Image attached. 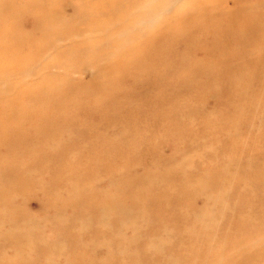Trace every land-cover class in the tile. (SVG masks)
<instances>
[{"label": "rangeland", "instance_id": "1", "mask_svg": "<svg viewBox=\"0 0 264 264\" xmlns=\"http://www.w3.org/2000/svg\"><path fill=\"white\" fill-rule=\"evenodd\" d=\"M130 1H117V10H129L116 16L84 11L81 0H20L15 2L20 13L0 15V75L6 61H15L21 69L0 79V175L4 177L0 176V192L5 195L0 209L9 207L0 210V220H6L5 225L0 224V232H12L15 226L13 232L21 229L23 233L16 236L22 240L13 239L16 246H4L0 254L10 255L14 264H264V34L256 32L253 41L245 40L243 47L230 49L229 63L226 57L210 53L193 59L200 73L195 78L180 73V85L188 79L189 87L178 95H167L168 105L159 109L152 99H145L157 92L138 91L149 83L146 70L133 71L128 64L121 70L124 73L103 74L104 67L114 66L112 62L116 64L123 51L106 44L96 59L97 46L107 37L117 43L132 37L143 54L136 58L139 63L150 50L161 51L142 42L164 28L174 32L176 28L168 25L171 19L188 15L196 18L197 26L207 27V23L197 18L201 7L191 0L180 6L173 5V0ZM226 6L241 10L239 2ZM123 27L128 31L119 33ZM51 30L67 35L56 36ZM73 34H82L81 41L67 42ZM173 45L182 49L179 42ZM45 47L50 54L34 59V53ZM85 52L88 57H81ZM16 56L18 61L9 60ZM11 79H17L14 89L9 87ZM98 83H106L109 91L117 84L124 92L92 96L80 92L83 86ZM57 92L72 95L60 94L55 99ZM120 99L130 105L128 115L112 108ZM67 101L69 108L60 115L64 124V120L53 121L54 117L43 120L42 112L61 111ZM77 102L81 106H75ZM37 107L42 110L33 120L28 115ZM89 128L88 136L79 133ZM36 133L42 141H36ZM46 136L51 141L43 149ZM4 163L14 167L8 170ZM94 196L104 208L84 211L87 199ZM5 211L8 217H4ZM23 228L34 238L30 232L25 235Z\"/></svg>", "mask_w": 264, "mask_h": 264}, {"label": "bare ground", "instance_id": "2", "mask_svg": "<svg viewBox=\"0 0 264 264\" xmlns=\"http://www.w3.org/2000/svg\"><path fill=\"white\" fill-rule=\"evenodd\" d=\"M20 0H0V15H6V14H14V13H20L21 10L20 9H17L18 7H16V3L15 2H18ZM42 2H46V0H40ZM81 1H84V3L81 6V8L84 10V11H91V12H95L97 13L98 15H103V16H113L119 12H122L121 14L122 15H125L126 12L129 10H123V9H119L117 10L118 7L115 6V4L117 3L118 0H103L102 2H99V0H81ZM126 0H122V2H124ZM173 5L175 6H180L182 4H185L187 3V0H173ZM131 3L135 2L133 0L130 1ZM227 2H239V8L241 9L240 11H237V10H233L232 11V8L230 7H227L226 6V3ZM191 3H195L197 4L198 6H200L201 8L199 9L200 12L197 14V18H203L204 21H206L207 23V27L206 26H203V25H200V26H197V24L195 23L196 21V18H191V16H184V17H180V19L178 18H173L171 19L169 22H168V25H170V23L172 24L173 27H175V31H169V29L167 28H164V29H161L160 32L154 36V38H152L151 36L149 37V39H147L145 42L143 41L142 44L144 46H146L145 44H147L148 47H151V46H155V48L159 49L161 51H155L152 52L151 50L149 51V53H147L146 55H144V57L142 58L143 59V62H140L139 63H136V58L137 57H142V53L140 54L141 52V49H140V46H136L134 43V40L132 37H130V39H121V41H119V43H117L116 41L114 40H111L113 37H110V38H105L106 42L104 43H99V45L97 46L96 48V59L100 58L102 55V52L104 51V48L106 46V44H109L111 46V48L113 50H116V51H123V53L119 54V53H116L118 56L117 60H116V64H113L114 62H112V65L114 66H105L102 73L103 74H107V75H111L112 73L116 72V71H120V72H125V71H121L123 69H125V67H128V64L129 65H133V71H139L141 70L142 68L146 70V75L148 76V80H149V83L143 85L140 90L138 91H141V92H157L156 94H149V95H146L145 96V99L146 100H149V99H152V101L158 106L159 109H161V107H165L167 106L168 104L165 102V99H168L167 95H178V92L185 89V88H188L189 87V82L186 80L185 83H184V86H181L180 85V78L182 77V75H179L180 73L184 72L188 78H195L197 77V74L200 73V69L193 65V59H195L196 57H200L202 58L204 55L210 53V54H213L215 55L216 57L218 58H223V57H226V61L227 63L231 62V55L229 54L230 52V49H236V48H240V47H243V44H244V41L247 40V41H253L254 40V33H262L264 34V21H263V18H264V0H191ZM38 4V2L36 3V5ZM30 5V4H29ZM238 8V10H239ZM170 11V10H169ZM146 12V11H145ZM53 14V12L51 13V15ZM147 14V13H146ZM178 15V14H177ZM116 16V15H115ZM139 17V15H138ZM167 17V16H166ZM176 17V16H175ZM95 24H100L101 22H94ZM147 23V20L144 21L143 25L146 27L148 24ZM67 26V25H65ZM160 27V26H159ZM239 27V29H238ZM90 28V27H89ZM163 28V27H162ZM211 28V29H210ZM235 28L237 29V32H234L235 31ZM251 32H247L246 31L249 29ZM122 31H128V30H125V27L121 28L120 31H118L119 33L122 32ZM51 33L56 35V36H61V37H65V34L67 35V33H61V31L57 32L55 30H51ZM39 34H42V31H39ZM201 35V36H204L203 38L201 36L198 37V35ZM91 35V34H90ZM82 34L80 35H75L73 34V36L69 39H66L67 42H73V41H76L77 38L81 37ZM122 36V35H121ZM123 37H126V36H123ZM82 38V37H81ZM81 38L77 39V41H81ZM65 39V38H64ZM94 39H98L96 36ZM103 39V38H102ZM201 39V40H200ZM233 41V45H230L229 43H231ZM61 42V41H60ZM64 42V41H63ZM180 43L183 51L181 50H176L174 49V45L172 46V44H177V43ZM70 44V43H69ZM251 44V43H250ZM177 49H180L177 48ZM48 51V52H47ZM50 50H48L47 47L45 48H42L40 49L38 52L34 53L33 57L34 59H44L46 57V53L49 55ZM112 53V52H111ZM110 53V55H111ZM14 56V55H13ZM81 57L83 58H86L88 57L87 56V53L85 52ZM18 56L16 57H13V58H10L9 60L13 61V60H16L18 61ZM134 58V59H133ZM141 59V58H140ZM115 61V60H113ZM37 63V61H34ZM38 63H39V60H38ZM42 64V63H41ZM40 64V66H41ZM1 65V63H0ZM18 64H15V61H13L11 64H9L7 61H6V65L5 63L3 64V70H2V75H0V79L1 80H5L7 78H10L13 74L15 73H18V71H21V69L17 66ZM32 65V64H31ZM37 65V64H35ZM34 66V65H33ZM43 66V64H42ZM151 66V67H149ZM30 67V66H29ZM32 67V66H31ZM19 69V70H18ZM38 69V68H37ZM76 70V69H75ZM74 70V71H75ZM212 70H214V68H212ZM43 71V70H42ZM73 71V72H74ZM151 71L152 74L150 73ZM29 72V71H27ZM42 73V72H41ZM40 73V74H41ZM101 73V72H100ZM100 73H97V75H100ZM37 75V73H35ZM44 74V73H43ZM221 74V73H220ZM54 75V74H52ZM51 75V76H52ZM56 75V74H55ZM58 75V74H57ZM105 75V76H107ZM42 76V75H41ZM44 76V75H43ZM50 75H48L49 77ZM63 76V75H61ZM112 76V75H111ZM38 77V75L36 76ZM47 77V78H48ZM213 77V76H212ZM212 77H209L208 79H212ZM53 78V76H52ZM66 78V76H65ZM42 79H46L42 77ZM56 79L57 76H56ZM17 81V79H11V80H8L9 83H11L9 85V87H11L12 89H14V81ZM33 81V80H32ZM36 81V80H35ZM57 81V80H56ZM184 81V80H183ZM2 82V81H1ZM20 82V81H19ZM18 82V83H19ZM41 82V81H38V83ZM55 82V81H54ZM16 83V84H18ZM142 83V81H138L137 84H140ZM176 84L178 87L176 88L175 86H171L172 84ZM15 84V85H16ZM41 84V83H40ZM43 84V83H42ZM119 84H120V81H119ZM44 85V84H43ZM117 84H114L112 85V88L111 90L109 91L108 90V85L106 83H98L96 85H89V86H83L80 90V92H83V94L85 96H88L89 94H91L92 96V93H96V92H101V93H104V92H115V95H118L119 93L121 94L122 92H124L122 90V88L119 86L117 87L116 86ZM150 86V88L148 87ZM60 87V86H59ZM78 86H76L75 88H73V90H77ZM9 89V88H8ZM44 89H46L44 87ZM17 91V90H16ZM42 91V90H41ZM133 92L136 91V88L133 86V89H132ZM40 92V91H39ZM119 92V93H118ZM13 93V92H12ZM17 93V92H16ZM42 93V92H40ZM65 93H68V94H71V92H57L55 94V99H56V95L58 96L57 98L59 99L60 97V94L61 96ZM52 94V93H51ZM87 94V95H86ZM45 95V94H44ZM49 95V94H48ZM42 96V95H41ZM46 97H49L47 95H45ZM96 96V95H95ZM30 98V97H29ZM45 98V97H44ZM95 98L96 97H92ZM29 100V99H28ZM123 100H119L117 103L120 104L119 107H115V103L114 106L112 108H115V109H119V111H123L124 114H129L132 112V110H130V105L127 104V103H123V102H127V100H124L123 102H121ZM71 103V106L73 104V101H70ZM69 105V102L67 101L64 106H63V109L61 111H51L50 109H47L45 110V112L43 113L42 112V115H43V120L45 121H51L52 117H54L53 121H59L60 120H64L65 118H60V115H64V112H65V109L64 108H69L68 107ZM113 105V104H111ZM75 106H81V103L80 102H77L75 104ZM58 107V106H57ZM42 108V106H41ZM56 108V107H55ZM62 108V107H61ZM42 110V109H41ZM41 110L37 109L31 114V115H28V117H32L31 119L34 120V116L38 115L41 113ZM21 119V118H20ZM154 119V118H153ZM155 119L157 120L158 117H155ZM159 119H162V118H159ZM24 121V119H23ZM66 121H61V123H65ZM39 123L41 124V122L39 121ZM31 126V125H30ZM236 130V129H235ZM18 132V131H17ZM92 132V129H83V130H80L79 133H81V135L83 136H88L90 133ZM41 136L40 133H36V141H39L41 140V138H39ZM236 136V135H235ZM234 136V137H235ZM67 140V139H66ZM42 141V140H41ZM48 141H51V137L50 136H46L45 137V144H43V149H48L47 148V142ZM9 143V141H8ZM57 143V142H56ZM5 145H7L5 143ZM4 145V146H5ZM9 145V144H8ZM2 147V145H1ZM252 149V148H251ZM16 151V150H15ZM18 151V150H17ZM46 151V150H45ZM54 151V150H52ZM252 151V150H251ZM226 152V151H225ZM1 153V152H0ZM9 153V151H8ZM64 153V152H63ZM15 154V153H14ZM229 154V153H228ZM2 155V154H0ZM4 155V154H3ZM17 156V155H16ZM19 156V155H18ZM22 156V155H21ZM4 157V156H3ZM1 158V156H0ZM8 158V157H7ZM21 158V157H20ZM6 159V157L4 158V160ZM12 159V158H11ZM15 159V158H14ZM57 159V158H56ZM7 160V159H6ZM16 160V159H15ZM14 160V161H15ZM3 161V160H2ZM11 161V160H10ZM8 162V161H7ZM254 162V161H253ZM252 162V163H253ZM13 163V162H12ZM11 163V164H12ZM15 163V162H14ZM264 163V161H263ZM3 164V163H2ZM6 163H4L5 165ZM58 164V163H57ZM108 164V163H107ZM249 164V163H247ZM3 165V167H5ZM7 165V164H6ZM40 165V164H39ZM254 165V164H253ZM62 166V165H61ZM249 166V165H247ZM252 166V165H250ZM249 166V167H250ZM259 166V165H258ZM7 169L9 170V168L11 167L10 164L9 166L7 165ZM14 167V166H13ZM11 167V168H13ZM261 167V166H260ZM0 168H1V165H0ZM43 168V167H42ZM58 168V167H57ZM62 168V167H60ZM59 168V169H60ZM2 169V168H1ZM0 169V170H1ZM15 169V168H14ZM12 170L11 169V173L12 171L14 172L15 170ZM28 169V168H27ZM30 169V168H29ZM46 169V167H45ZM49 169V168H48ZM54 169V168H53ZM52 169V170H53ZM256 169V168H255ZM6 170V168H4V171ZM51 170V171H52ZM75 170V169H74ZM3 171V172H4ZM49 171V170H48ZM47 171V172H48ZM57 171V170H56ZM62 169L61 171L59 170V172L62 173ZM71 171V169H70ZM255 171V170H254ZM2 172V171H1ZM2 172V173H3ZM10 172V171H9ZM16 172V171H15ZM26 172V171H25ZM39 172V170H38ZM58 172V171H57ZM67 172V171H65ZM71 172H74L73 170ZM256 172V171H255ZM7 173V172H6ZM10 173V174H11ZM34 173V172H33ZM51 173V172H50ZM56 173V172H54ZM69 173V172H68ZM14 174V173H13ZM20 174V173H19ZM25 174V173H23ZM27 174V173H26ZM32 174V172L30 173ZM38 174V173H37ZM49 174V173H48ZM59 174V173H58ZM252 174V173H251ZM3 175V174H2ZM18 175V174H17ZM28 175V174H27ZM27 175H24L26 178ZM75 175V174H74ZM73 175V176H74ZM1 176V175H0ZM6 176V175H4ZM11 176H13L11 174ZM34 176V175H33ZM98 176V174H97ZM258 178L261 176L260 174L257 175ZM2 177V176H1ZM7 177V176H6ZM17 177V176H16ZM19 178L21 177L18 176ZM17 177V178H18ZM28 177V176H27ZM31 177V175L29 176ZM52 177V176H51ZM4 177H2L3 179ZM78 178V177H77ZM250 178V177H249ZM255 178V177H254ZM16 179V178H15ZM22 179V178H21ZM27 179V178H26ZM25 179V180H26ZM30 179V178H29ZM99 179V178H98ZM97 179V180H98ZM257 179V178H255ZM19 180V179H18ZM35 180V178H34ZM54 180V179H53ZM95 180V179H94ZM20 181V180H19ZM28 181V180H27ZM84 181V180H83ZM8 182V181H7ZM30 182V181H28ZM54 182V181H53ZM77 182V181H76ZM97 182V181H96ZM5 183V181H4ZM14 183V182H12ZM18 184L22 182H17ZM25 183V182H24ZM79 183V182H78ZM86 183V181H85ZM84 183V184H85ZM92 183V182H91ZM102 183V182H101ZM8 184V183H7ZM30 184V183H28ZM82 184V185H84ZM87 184V183H86ZM97 184V183H96ZM259 185V183H257ZM6 185V184H5ZM31 185H32V182H31ZM76 185V184H75ZM93 185V183H92ZM250 185V183H249ZM7 186V185H6ZM6 186H3V187H6ZM15 186V185H14ZM85 186V185H84ZM89 186H91L89 184ZM242 186V185H241ZM18 187V186H17ZM80 187V186H79ZM251 187V186H250ZM12 188V186H11ZM25 188V187H24ZM54 188V186H53ZM88 188V187H87ZM23 189V188H22ZM29 189V188H27ZM49 189V188H48ZM162 189V188H161ZM247 189V188H246ZM263 189V188H262ZM260 189V190H262ZM4 190H6L4 188ZM8 190V189H7ZM10 190V189H9ZM9 190L7 191L6 194L9 193ZM20 190V189H19ZM19 190L18 193H19ZM26 190V189H25ZM85 190V189H84ZM87 190V189H86ZM257 190V189H256ZM255 190V191H256ZM1 191V190H0ZM15 191V189H14ZM247 191V190H246ZM3 192V191H2ZM238 192V191H237ZM11 193H13L11 191ZM10 193V194H11ZM17 193V194H18ZM65 193V192H64ZM239 193V192H238ZM249 193V192H248ZM15 194V193H14ZM12 194V195H14ZM41 194V193H40ZM66 194V193H65ZM82 194V193H81ZM80 194V195H81ZM90 194V193H89ZM3 195L4 193H1L0 192V204H5L4 202V198H3ZM242 195V194H241ZM248 195V194H246ZM83 196V195H82ZM93 196V195H91ZM237 196V195H236ZM5 197V195H4ZM13 198V196H11ZM75 197V196H74ZM77 197V196H76ZM75 197V198H76ZM84 197V196H83ZM98 196H94V197H90L87 199V203L85 205L86 208H84V211L86 209H90V208H93V209H96L99 210V209H102L104 208L103 204H101L99 201H97ZM246 197V196H245ZM3 198V199H2ZM12 198L10 200H12ZM235 198V197H234ZM251 198V197H250ZM253 198V197H252ZM16 199V197H15ZM233 199V198H232ZM14 200V199H13ZM23 200V199H22ZM249 200V199H248ZM8 201V199H6V202ZM15 201V200H14ZM86 201V200H85ZM245 201V200H244ZM12 201L9 203L11 205ZM14 203V202H13ZM84 203V202H83ZM8 204V205H9ZM17 204V203H16ZM40 204V203H39ZM76 204V203H75ZM235 204V203H234ZM241 204V203H240ZM239 204V205H240ZM243 204V203H242ZM259 204V202H258ZM9 205V206H10ZM22 205V204H21ZM222 205V204H221ZM220 205V206H221ZM236 205V204H235ZM245 205V204H244ZM18 206V205H17ZM23 206V205H22ZM230 206V205H229ZM242 206V205H241ZM251 206V205H250ZM6 209H7V206H5ZM5 207L1 208L3 210H6ZM82 207V206H81ZM219 207V206H217ZM246 207V206H245ZM15 208V206H14ZM244 208V207H243ZM0 209V210H1ZM235 209V208H234ZM261 209V208H260ZM1 210V211H3ZM9 210V207L8 209ZM30 210V209H29ZM71 210V209H70ZM264 210V208H263ZM12 211V210H11ZM10 211V212H11ZM21 211V210H20ZM78 211V210H77ZM241 211V210H240ZM257 211V210H256ZM4 212V211H3ZM6 212V211H5ZM16 212V211H15ZM36 212H39V211H36ZM79 212V211H78ZM83 212V211H82ZM92 212V210H91ZM95 212V211H94ZM228 212V211H227ZM231 212V211H230ZM22 213V212H21ZM19 213V214H21ZM77 213V212H76ZM85 213V212H84ZM96 213V212H95ZM252 213V212H251ZM250 213V214H251ZM10 214V213H9ZM12 214L11 217H14L15 216V213L12 211ZM79 214V213H78ZM83 214V213H82ZM93 214V213H92ZM171 214V213H170ZM192 214V213H191ZM231 214V213H230ZM255 214V213H254ZM23 214H21L20 216H22ZM28 215H29V212H28ZM94 215V214H93ZM164 215V214H163ZM101 216V215H100ZM156 216V215H155ZM160 216V215H159ZM254 216V215H253ZM4 217H8V214L6 212V214L4 215ZM19 217V216H18ZM24 217V216H23ZM26 217V216H25ZM140 217V216H139ZM169 217V216H168ZM193 217V216H192ZM228 217V216H226ZM236 217V216H235ZM250 217V216H248ZM255 217V216H254ZM27 218H29L27 216ZM26 218V219H27ZM84 218V217H83ZM91 218V217H90ZM245 218V217H244ZM2 219V218H1ZM11 219V218H10ZM18 219V218H17ZM17 219H13L12 220L15 222V220ZM26 219L24 218V220L26 221ZM75 219V218H74ZM229 219V218H228ZM236 219V218H235ZM253 219V218H252ZM255 219V218H254ZM19 220V219H18ZM23 220V221H24ZM70 220V219H69ZM72 220V219H71ZM227 220V219H226ZM6 221V220H5ZM5 221H1L0 220V224H3L5 225ZM12 221V223H13ZM21 221V222H23ZM28 221V222H27ZM27 223H29V220L27 219ZM80 221V219H79ZM87 221V220H86ZM84 221V222H86ZM104 221V220H103ZM225 221V220H224ZM229 221V220H228ZM231 221V219H230ZM240 221V220H239ZM238 221V222H239ZM243 222V220H241ZM247 221V220H246ZM263 221V220H262ZM70 222V221H69ZM82 221V223H84ZM88 222H91L90 220ZM140 222V221H139ZM245 222V221H244ZM252 222V220H251ZM25 222H23L24 224ZM95 223V222H94ZM98 223V222H97ZM214 223V222H213ZM233 223V222H232ZM235 223V221H234ZM8 224H11V221H9ZM79 224V223H78ZM188 224V223H187ZM247 224V223H246ZM14 225H18L17 224H14ZM33 225V224H32ZM57 225V224H56ZM80 225V224H79ZM86 225H88L86 223ZM96 225V224H95ZM205 225V224H204ZM9 226V225H8ZM25 226L27 227L28 225L25 224ZM31 226V225H30ZM36 226V225H35ZM93 226V225H92ZM237 226V225H236ZM246 226V225H245ZM249 226V225H248ZM2 227V226H1ZM17 227V226H16ZM24 227V226H23ZM32 227V226H31ZM79 227V226H78ZM95 227V226H94ZM228 227V226H227ZM13 228L10 227V229ZM21 228V227H19ZM19 228H18V231H19ZM102 228V227H101ZM215 228V227H214ZM235 228V227H234ZM249 228V227H248ZM1 229V228H0ZM3 229V228H2ZM8 229V228H5V230ZM14 229L15 226H14ZM13 229V230H14ZM96 229V228H94ZM247 229V228H246ZM252 229V228H251ZM3 232L1 233L0 232V248H4V246L6 247H10V248H13L14 245L16 246L17 244L15 243L14 244V238H17L16 236H19V235H22L23 233H21V229L19 232ZM26 230V229H25ZM33 230V228H32ZM103 230V229H102ZM106 230V229H105ZM161 230V229H159ZM23 231H24V228H23ZM92 231V230H91ZM100 231V230H99ZM214 231V230H213ZM26 232V233H25ZM27 230L24 231L25 235L27 234ZM30 232V231H29ZM28 232V233H29ZM33 232V231H32ZM37 232V231H36ZM63 232V231H61ZM107 232V231H106ZM122 232V231H121ZM136 232H139V231H136ZM158 232V231H157ZM197 232V231H196ZM41 233V232H40ZM95 233V232H94ZM93 233V234H94ZM132 233V231H131ZM31 236H32V233L30 232ZM36 234V233H35ZM120 234V233H119ZM122 234V233H121ZM162 234V233H161ZM165 234V233H164ZM219 234V233H218ZM222 234V233H221ZM81 235V234H80ZM95 235V234H94ZM100 235V234H99ZM170 235V234H169ZM37 236V235H36ZM67 236V235H66ZM70 236V235H69ZM219 236V235H218ZM237 236V235H236ZM26 236H24L23 238L25 239ZM64 237V235H63ZM80 237V236H79ZM78 237V238H79ZM127 237V236H125ZM124 237V238H125ZM21 237H18L17 239H20ZM34 237L32 236L31 239H33ZM74 238V237H73ZM76 238V237H75ZM128 238V237H127ZM238 238V237H237ZM245 238V237H243ZM28 239V238H27ZM38 239V238H37ZM36 239V240H37ZM65 239V238H64ZM70 239V237H69ZM236 239V238H235ZM22 240V239H20ZM29 240V239H28ZM27 240V242H28ZM35 240V239H34ZM16 241V240H15ZM78 241V240H77ZM115 241V240H114ZM128 241V240H127ZM175 241V239H174ZM180 241V240H178ZM218 241V239H217ZM18 242V241H17ZM29 242H31L29 240ZM28 242V243H29ZM33 242V240H32ZM40 243V241H38ZM173 242V241H172ZM236 242V241H235ZM28 243H26L25 246L28 245ZM67 243V242H66ZM70 243V242H69ZM76 243V242H74ZM114 243V242H113ZM127 243V242H126ZM174 243V242H173ZM186 243V242H184ZM219 243V241H218ZM221 243V242H220ZM234 243V242H233ZM239 243V242H238ZM22 243H20L21 245ZM25 244V243H24ZM23 244V245H24ZM72 244V243H71ZM235 244V243H234ZM68 245V244H67ZM70 245V244H69ZM115 245V244H114ZM128 245V244H127ZM190 245V244H189ZM222 245V243H221ZM29 246V245H28ZM71 246V245H70ZM75 246V245H74ZM82 246V244H81ZM91 246V245H90ZM109 246V245H108ZM129 246V245H128ZM126 246V247H128ZM197 246V245H196ZM220 246V245H218ZM223 246V245H222ZM39 247V246H38ZM37 247V248H38ZM65 247V246H64ZM77 247V246H75ZM80 247V246H79ZM112 247V246H110ZM16 248V247H15ZM27 248V247H26ZM30 248V247H29ZM50 248V247H49ZM48 248V249H49ZM58 248V247H57ZM107 248V247H105ZM104 248V249H105ZM123 248V247H122ZM166 248V246H165ZM172 248V247H171ZM51 249V248H50ZM82 249V248H81ZM89 249V248H88ZM129 248H127L128 250ZM206 249V248H205ZM19 250V249H18ZM17 250V251H18ZM26 250V249H25ZM24 250V251H25ZM52 250V249H51ZM78 250V249H77ZM16 251V252H17ZM31 251V250H29ZM35 251V250H34ZM42 251V250H41ZM41 251H40V254H41ZM50 252V250H48ZM56 251V250H55ZM53 250V252H55ZM58 251V249H57ZM64 251V250H62ZM67 251V250H65ZM74 251V249H73ZM83 251V250H82ZM85 251V250H84ZM83 251V252H84ZM92 251V250H91ZM177 251V250H176ZM242 251V250H241ZM15 252V253H16ZM20 252L22 253L21 249H20ZM19 252V253H20ZM27 252V251H26ZM45 252V251H43ZM47 252V250H46ZM45 252V253H46ZM52 252V253H53ZM61 252V251H60ZM68 252V251H67ZM87 252V251H86ZM116 252V251H115ZM6 253V252H5ZM9 253V252H8ZM29 253V252H28ZM27 253V254H28ZM48 253V252H47ZM51 253V252H50ZM74 253V252H72ZM95 253V252H94ZM168 253V252H167ZM166 253V254H167ZM171 253V252H170ZM44 254V253H43ZM61 254V253H60ZM69 254V253H68ZM76 254V253H75ZM80 254V251L79 253ZM77 254V255H78ZM86 254V253H85ZM88 254V252H87ZM172 254V253H171ZM179 254V253H177ZM201 254V253H200ZM12 255V254H11ZM20 255V254H18ZM17 255V256H18ZM29 255V254H28ZM27 255V256H28ZM45 255V254H44ZM66 255V254H65ZM76 255V256H77ZM81 255V254H80ZM89 255V254H88ZM95 255V254H94ZM122 255H123V252H122ZM121 255V256H122ZM173 255V254H172ZM171 255V256H172ZM186 255V254H185ZM205 255V254H203ZM246 255V254H245ZM10 256V255H9ZM6 256H4L3 254H0V264H14L13 261H11V259ZM16 256V255H15ZM69 256V255H68ZM82 256V255H81ZM96 256V255H95ZM119 256V257H121ZM168 256V255H167ZM174 256V255H173ZM172 256V257H173ZM22 257V256H21ZM30 257V256H29ZM32 257V256H31ZM30 257V259H31ZM47 257V256H46ZM54 257V256H53ZM86 257V256H84ZM94 257V256H93ZM15 258V257H14ZM23 258V257H22ZM49 258V257H48ZM74 258V257H73ZM92 258V257H91ZM99 258V257H98ZM101 258V257H100ZM99 258V259H100ZM196 258V257H195ZM24 259V258H23ZM22 259V260H23ZM40 259V258H39ZM96 259V258H95ZM192 259V258H191ZM212 259V258H211ZM16 260V259H15ZM18 260V258H17ZM27 260V259H26ZM49 260V259H48ZM55 260V259H54ZM74 260H76L74 258ZM88 260V259H87ZM209 260V259H208ZM42 261V260H41ZM79 261V260H78ZM187 261V260H186ZM56 262V261H55ZM81 262V260L79 261V263ZM86 262V260H85ZM49 263V262H48ZM89 263V262H88ZM97 263V262H96ZM204 263V262H203ZM101 264V263H99ZM108 264V263H107ZM150 264V263H148ZM154 264V263H153Z\"/></svg>", "mask_w": 264, "mask_h": 264}]
</instances>
